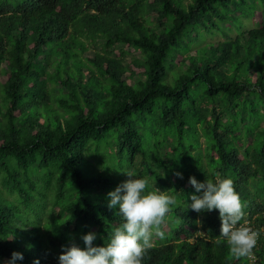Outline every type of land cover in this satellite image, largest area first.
<instances>
[{
  "label": "trees",
  "instance_id": "trees-1",
  "mask_svg": "<svg viewBox=\"0 0 264 264\" xmlns=\"http://www.w3.org/2000/svg\"><path fill=\"white\" fill-rule=\"evenodd\" d=\"M121 171L175 199L141 264H264V0H0V264L103 246ZM190 176L232 180L249 255Z\"/></svg>",
  "mask_w": 264,
  "mask_h": 264
},
{
  "label": "clouds",
  "instance_id": "clouds-1",
  "mask_svg": "<svg viewBox=\"0 0 264 264\" xmlns=\"http://www.w3.org/2000/svg\"><path fill=\"white\" fill-rule=\"evenodd\" d=\"M123 172V171H121ZM128 179L119 183L106 194L107 208L115 210L122 219L119 226L113 227L103 246L94 245L95 232L83 234L80 239L83 247L70 243L61 246L57 264H141L142 258L151 246L153 235L163 238L159 230L170 206L175 203L172 196L149 186L146 178H133L132 172H123ZM183 178L181 173H176ZM194 190L186 202L185 209L202 214L216 210L220 220L219 240L226 242L234 257H244L255 247L258 233L240 222L243 219V204L229 178L197 181L188 178ZM10 237L9 239H11ZM23 254L12 252L2 264H17ZM33 264H40L38 259Z\"/></svg>",
  "mask_w": 264,
  "mask_h": 264
},
{
  "label": "rangeland",
  "instance_id": "rangeland-1",
  "mask_svg": "<svg viewBox=\"0 0 264 264\" xmlns=\"http://www.w3.org/2000/svg\"><path fill=\"white\" fill-rule=\"evenodd\" d=\"M244 24H245L246 28H254V27H256V24L253 23V22H250V21H244ZM226 32H227V36L229 38H234L235 32L233 30H227ZM225 39H227V37L221 36V35H216V36H213V37H209L208 36L207 39L204 42L195 43V45L193 46V49H195L196 47H199V46H204V45H206L207 43H210V42L215 43V42H218V41H223ZM202 142H203V140H202Z\"/></svg>",
  "mask_w": 264,
  "mask_h": 264
}]
</instances>
